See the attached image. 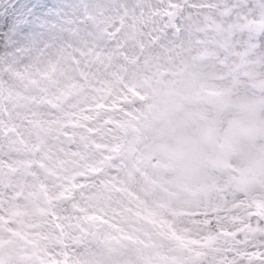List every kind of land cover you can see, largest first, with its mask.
<instances>
[{
	"label": "clouds",
	"instance_id": "9594fccd",
	"mask_svg": "<svg viewBox=\"0 0 264 264\" xmlns=\"http://www.w3.org/2000/svg\"><path fill=\"white\" fill-rule=\"evenodd\" d=\"M0 264H264V0H0Z\"/></svg>",
	"mask_w": 264,
	"mask_h": 264
}]
</instances>
